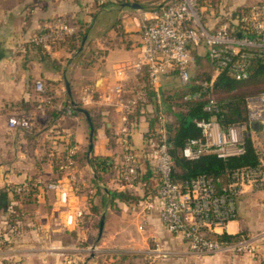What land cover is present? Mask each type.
<instances>
[{"label": "crops", "instance_id": "obj_1", "mask_svg": "<svg viewBox=\"0 0 264 264\" xmlns=\"http://www.w3.org/2000/svg\"><path fill=\"white\" fill-rule=\"evenodd\" d=\"M126 1L134 0H0V264H30L32 261L44 264L48 253H55L53 258L57 263L58 251L65 249L71 250L68 261L74 260L73 257L82 258L81 264H171L172 254L178 256V261L185 260L184 264H263L264 239L259 240V253L198 255L189 252L182 235L172 234L159 217V181L145 155L143 135L152 124L149 120L152 111L161 108L163 91L172 88L173 74L166 75L165 81L160 82L153 100L137 111L129 127L140 170L138 181L121 183L110 172H103L95 179L92 165L82 158L83 151H89L91 118L95 130L90 154L115 160L122 158V112L129 96L127 87L132 73L117 75L115 67L119 61L136 53L134 45L141 42L139 14L142 11L124 5ZM258 1L261 0H205L201 5L202 18L209 28H214L225 22L231 11ZM115 5L133 10V13L128 11L124 19V33L131 36L132 45L121 44L116 33L110 35L103 24L96 30L101 32L105 43L101 40L103 45L82 51L78 47L77 54L70 53L71 48L57 49L55 45L43 48L31 41L54 15H65L69 21L79 22L84 29L81 39L89 41L91 26L98 24L97 16L108 14ZM110 26L114 28V21L109 22ZM96 50L101 55H95ZM195 50L205 55L203 44L197 45ZM193 65L191 63L190 70ZM36 79L43 81V92L35 90ZM118 83L123 87L120 93L113 91ZM86 87L96 93L93 100L80 106L87 110L89 119L79 109L71 116L65 115L63 111L68 102L79 100ZM106 92L109 98L105 97ZM17 112L29 114L30 127L8 126V117ZM250 134L255 149L264 159V123H253ZM70 144L77 146L78 161L73 173L81 183V191L62 203L57 190L43 188L37 200L22 205L24 215L18 234H14L6 222V206L13 198L6 190L7 185L35 178L43 186L60 177L52 160L54 154ZM61 180L68 183L64 176ZM89 184L103 187L90 203L86 194ZM108 189L126 190L133 198L111 199ZM79 208L84 212L81 224L67 223L68 213ZM237 211L238 216L225 227H217V232L236 234L263 230L264 186L244 184ZM101 217L103 227L98 238ZM65 232L73 234L79 247L64 245ZM91 252H94L92 256Z\"/></svg>", "mask_w": 264, "mask_h": 264}, {"label": "built area", "instance_id": "obj_2", "mask_svg": "<svg viewBox=\"0 0 264 264\" xmlns=\"http://www.w3.org/2000/svg\"><path fill=\"white\" fill-rule=\"evenodd\" d=\"M201 2L202 0H164L158 7L145 11L139 23L141 32L139 53L134 59L119 61L115 67L117 75H123L125 72L137 73L146 67L149 85L155 90L160 85L161 76L169 70L177 71L181 80L187 81L192 60L190 49L205 43L215 73L221 69H228L237 79L247 77L250 59L264 55V0L246 6L231 22H222L214 28H209L203 21ZM45 27L32 37V42L43 48L59 43L74 32V27L68 24L64 15H57ZM201 84L207 86L211 82L203 80ZM34 88L43 92L45 90L43 81L36 79ZM122 89V85L118 83L113 91L120 93ZM198 94H187L184 97H197ZM95 95L93 88L86 87L79 102L88 103ZM109 96V93L105 94L106 98ZM144 100L146 94L139 90L123 105L122 170L117 177L129 184L138 181L139 171L133 145L127 138L129 126L125 122L127 119L125 113L126 109ZM245 105L247 121L223 125L214 116L208 120L196 119L195 123L202 129V137L187 139L182 149L183 155L194 159L204 153H213L226 159L243 154L249 127L256 122L264 123V90L247 95ZM74 107V103L68 102L63 112L71 116ZM203 109L210 112L216 110V103L212 97L208 98ZM157 119L156 135L144 139V150L151 167L158 174L160 218L168 230L180 233L187 241V250L192 253L218 251L259 253V240L264 239V229L256 233H239L232 241L212 240L204 237L199 230L206 228L217 232V227H225L226 223L235 217L236 195L242 186L248 183L254 187L264 186L262 164L235 171L234 181L228 185L229 193H217L213 183L204 175L183 184L175 182L171 178L169 141L165 131V122L169 116L159 108ZM7 124L11 128H28L31 125L30 116L25 112L14 113L8 117ZM76 150L75 144L68 148L65 159L55 170L60 177L45 183L46 190H57L62 203H66L70 195H76L82 188L73 173L76 168L73 157ZM63 176L68 178L67 184L61 180ZM35 182L37 183L36 180ZM23 186L15 185L13 189L20 191ZM95 190V186L88 185L86 191L88 200L90 193H94ZM10 208L11 206L8 207V212ZM83 214L81 208L68 213L67 223L81 224ZM6 222L8 223L7 219ZM19 226L18 221L16 225L10 224V229L17 235Z\"/></svg>", "mask_w": 264, "mask_h": 264}, {"label": "trees", "instance_id": "obj_3", "mask_svg": "<svg viewBox=\"0 0 264 264\" xmlns=\"http://www.w3.org/2000/svg\"><path fill=\"white\" fill-rule=\"evenodd\" d=\"M213 1L215 2V0ZM203 2L204 1L202 0L201 5ZM245 8L246 7L243 6L237 8L235 11H231L228 15V19H225V22H231V20ZM77 38V33L73 32L62 39L60 43L73 49L74 41ZM200 44H203L205 47V55L202 56L196 52L195 47L197 45L190 49L192 59H194V65L191 70V66H189V78L187 81L181 80L175 70H169L163 74L174 75L172 88L165 89L163 91L164 95L161 98V110L169 116V119L165 122V131L169 141L168 151L171 157V178L173 181L183 184L190 181L192 178L204 175L213 183L217 193H229L228 185L230 182L234 181L235 171L246 167H258L261 164L262 167H264L263 155L255 149L250 134V127L248 129L249 134L245 137L244 152L240 156L223 159L213 153H204L197 158L189 159L183 155L182 149L187 139L202 137V129L195 123L196 119L208 120L214 116L223 125H227L232 122L247 121V111L245 105L246 96L263 91L264 89L251 92L247 95L240 92L239 89L253 79H258L260 81L264 80V55L251 58L247 67L248 76L243 79H237L228 69H221L215 73L214 65L209 59L205 43ZM129 80V88L127 87L129 91L128 98L133 97L139 90H143L146 94V100L126 109L125 114L127 119L125 122L130 127L132 122L135 120L134 116L137 111L142 108L144 109L148 102L153 100L157 90L153 89L149 85L146 67H143L142 70L137 73L133 72ZM203 80L209 83L211 82V84L203 86L201 84V81ZM193 93L199 94L197 97H184L187 94ZM210 97H212L216 103V110L213 112L203 109L204 104ZM78 104L80 106L82 105L79 101ZM79 105L77 106L80 107ZM76 109L77 107H74L73 112ZM152 112L153 113L149 117L152 124L150 128L145 131L143 135L144 139L156 135L155 127L158 125V110L155 109V111L153 110ZM91 121L92 126L94 127L93 130H95V124L93 123L92 118ZM127 138L130 141V132ZM72 145L70 144L64 151L59 152L57 155L54 154V158L52 160L54 170L58 169L59 164L67 155L68 148ZM77 153L78 151L76 150L73 155L75 164H77L78 161ZM82 158L92 165L95 179L99 178L103 172H110L113 176L117 177V174H119L122 170L121 159L115 160L114 158H110L108 156H93L89 151H83ZM138 171V176L140 178L139 165ZM154 172L157 174L155 170ZM116 179L121 183L129 184L120 180L118 177ZM15 185H24V188L20 191H15L13 189ZM92 185L95 186L97 190L94 193H90L88 200L89 203L97 191L103 190V187L98 184ZM43 188L45 190V184L40 186L38 182H35V178L25 180L21 183L7 185L6 190L11 192L13 195V198L10 202H8V206H6V219L9 225H16L18 221L22 222L24 215L22 205L26 202L37 200ZM107 192L109 193L111 199L115 197L122 200H129L133 198L126 190L117 191L108 189ZM9 206H11V208L8 212ZM82 217L84 218V214ZM199 232L204 237L212 240L232 241L239 235V233L229 234L224 231L213 232L207 230L206 228H201Z\"/></svg>", "mask_w": 264, "mask_h": 264}, {"label": "rangeland", "instance_id": "obj_4", "mask_svg": "<svg viewBox=\"0 0 264 264\" xmlns=\"http://www.w3.org/2000/svg\"><path fill=\"white\" fill-rule=\"evenodd\" d=\"M134 1H137L138 3L141 4L142 11L139 14V23H140V20L143 17L145 11H148L150 9L158 7L161 3H163L164 0L163 1L162 0H134ZM128 11L133 13V10H130L129 8H126V7H122L121 8L119 5H115L113 7L112 11L110 10L108 12V14L107 13H103V14L97 16L98 17L97 18L98 24L95 25V26H91V29H93V30L90 33L89 38L91 40H89V41H84L83 39H81V35L84 32V29H82L83 26L79 22H77L75 20H70L69 21V19H67V17L64 15L66 17L67 21H68V24L74 27V32L77 33V35H78V38L74 41V48H73L74 51L70 50L69 52L77 54L75 52L77 51L78 47H80L81 48L80 51H82V50H84L87 47H95V48H97L98 45H103L105 43L104 40H103L104 38L101 37V32L99 30H96V29H101V26H102L101 24L106 25L108 27L107 31L110 33V35H112V34L115 35V33H116V35L118 36V39L121 40V41H119L121 44H125L126 45V44L129 43L130 45H132L131 40H130L131 36L129 37V34L124 33V32H126L125 25H124V19L126 18V13H128ZM56 16L57 15H54L50 19L46 20L44 25H43V29L46 28L45 26L47 24H49L51 22V20L54 17H56ZM135 20L138 22L137 13H136V16H135ZM110 21H114V28H111L113 25L109 27V22ZM121 30H123V32H121ZM108 36H109V34H107V37ZM101 40H102L103 44L101 43ZM31 41H33L32 38H31ZM55 46H56L57 49L64 48V47L68 48V46L62 45L60 42L55 44ZM136 46H137V49H136L135 55L132 56V57H129L128 59H134V58L137 57V55L139 53V49H140V42H139V44L134 45V47H136ZM97 54L101 55L99 50H96L95 55H97ZM192 61H194V59H192ZM192 64H193V62H192ZM165 77H166V75H163L161 77V83L165 81V79H166ZM262 89H264V80L260 81L258 79H253L250 82H248L247 84L243 85L239 89V91L243 92L245 95H247V94H249L251 92L259 91V90H262ZM107 92H109V91H107ZM78 101L79 100H74V102L76 103V106L79 105ZM90 135L91 134L89 133L88 145H89V143H92V140H93L92 136L90 137ZM243 188H244V185L242 186V188H241L240 192L238 193V195H236L237 196V198H236V212H235V217L234 218H236L238 216L237 203H238V200L240 198L241 193L243 192ZM159 217H160V212H159ZM164 226L166 227L165 224H164ZM141 228H144V226L141 225ZM166 229H168V228L166 227ZM170 232L172 234H180V233L174 232V231H170ZM240 233H245V232H240ZM62 238L64 240L63 242H64L65 246H66V244H68V245H72L73 244L72 246L79 247L77 245L76 238H74L73 234L71 235V233H69V232L66 233L65 232V234L62 236ZM182 241L185 242V244L187 243L186 239H184L183 236H182ZM79 251H80V249L76 250L75 252H79ZM215 253H223V254L227 253V254H235V255L244 254V253H233V252H226V251H218V252H215ZM54 254L55 253H53L51 255L50 253H48L47 256L44 258V264H81V259L82 258L78 259L76 257H73L74 260L71 258L70 261H68V257L71 254V250L67 251L65 249L64 251H61V250L58 251L57 255H59V256H58V262L57 263H56V260L53 258ZM197 254L200 255L202 253H197ZM209 254H211V253H209ZM75 255H77V253ZM174 256H176V255L172 254L171 257L169 258L171 264H184L185 263V260L184 261H178L179 260L178 256L177 257H174ZM30 264H34V262L33 261L30 262Z\"/></svg>", "mask_w": 264, "mask_h": 264}, {"label": "water", "instance_id": "obj_5", "mask_svg": "<svg viewBox=\"0 0 264 264\" xmlns=\"http://www.w3.org/2000/svg\"><path fill=\"white\" fill-rule=\"evenodd\" d=\"M123 4L126 5V6H132V7H136V8H141V4L138 3L137 1H126ZM66 88L69 91V85H68L67 81H66ZM72 103H74V105H75V107H77V109L83 111L86 114V116L88 117V119H89L88 112H87V110L84 107L76 106V103L74 101H72ZM90 134H91L90 135V137H91L92 134H93V126H92V124H90ZM91 149H92V143H89L88 150L90 151ZM102 227H103V218L101 217L100 223H99L98 238H99V236L101 234ZM93 253L94 252H91V256L93 255Z\"/></svg>", "mask_w": 264, "mask_h": 264}]
</instances>
